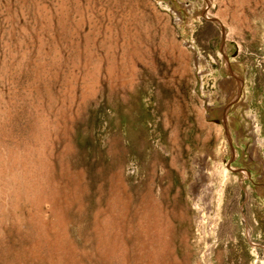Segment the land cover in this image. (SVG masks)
I'll use <instances>...</instances> for the list:
<instances>
[{
	"label": "rangeland",
	"instance_id": "rangeland-1",
	"mask_svg": "<svg viewBox=\"0 0 264 264\" xmlns=\"http://www.w3.org/2000/svg\"><path fill=\"white\" fill-rule=\"evenodd\" d=\"M0 264H264V0H0Z\"/></svg>",
	"mask_w": 264,
	"mask_h": 264
},
{
	"label": "bare ground",
	"instance_id": "bare-ground-1",
	"mask_svg": "<svg viewBox=\"0 0 264 264\" xmlns=\"http://www.w3.org/2000/svg\"><path fill=\"white\" fill-rule=\"evenodd\" d=\"M228 50V49H227ZM227 67V70H228V72H231V74H232V68H231V65H230V62H228V65L226 66ZM239 74V73H238ZM234 77V76H233ZM238 77V76H237ZM233 81V80H232ZM231 87V86H230ZM244 88H245V90L247 89V86H246V84H244V83H241V82H239V81H237V84H232V88H227V90H228V92H230V93H233L234 94V98H235V96L238 94H241V92L244 90ZM236 99V98H235ZM253 115H251V117H252ZM254 134L257 136V134H258V131H255L254 132Z\"/></svg>",
	"mask_w": 264,
	"mask_h": 264
}]
</instances>
